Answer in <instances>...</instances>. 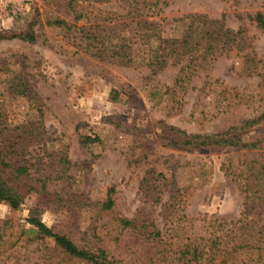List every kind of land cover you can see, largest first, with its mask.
<instances>
[{
  "label": "rangeland",
  "instance_id": "374dc122",
  "mask_svg": "<svg viewBox=\"0 0 264 264\" xmlns=\"http://www.w3.org/2000/svg\"><path fill=\"white\" fill-rule=\"evenodd\" d=\"M73 1L0 4V32L25 33L31 24L34 34L32 41L0 40V94L18 79L33 92L28 101L11 94L0 97V103L10 123L39 115L45 130L25 155L29 166L21 178L22 205L13 210L0 202V220L11 224L0 241V264H48L38 259L39 250L59 258L48 239L39 244L16 238L40 183L51 198L55 194L60 199L42 208L46 226L79 247L104 248L123 263L142 264L155 249L144 234L116 227L117 217L143 224L146 231L151 230L148 225L159 228L173 252L166 253L168 260L193 244L205 248L210 264H264V206L249 203L239 190L245 163L264 159V115L252 126L233 131L241 142L260 140L255 148L176 149L165 139L170 126L188 134L219 133L264 114L260 76L245 69L253 55L256 70L264 72V31L246 18L264 11V0H163L166 5L156 19L161 18L165 36H179L183 17L191 13L223 15L226 27L243 31L242 50L218 55L206 72L198 71L172 95L163 92L171 86L178 62L150 74L144 68L100 61L77 47L81 25L113 22L130 11L126 0ZM69 2L82 19L72 20ZM130 17L125 14L120 20ZM54 18L72 24L71 29L48 25ZM204 74L208 85L199 91ZM81 136L98 140L81 145ZM60 157L67 160L65 167ZM109 187L113 205L97 212L92 205L106 197ZM203 257L193 264H204Z\"/></svg>",
  "mask_w": 264,
  "mask_h": 264
},
{
  "label": "trees",
  "instance_id": "16d2710c",
  "mask_svg": "<svg viewBox=\"0 0 264 264\" xmlns=\"http://www.w3.org/2000/svg\"><path fill=\"white\" fill-rule=\"evenodd\" d=\"M73 1V0H72ZM77 0H74L75 3ZM96 2H108L110 0H94ZM130 11L125 14H132L131 19L120 20L124 15H116L112 21L103 22L92 21L86 27L81 25L78 29L81 37L77 47L84 53L105 62H112L131 68H144L150 74H154L169 62H178L176 73L171 86L166 87L163 93L172 95L175 89L183 88L198 71L206 72L215 58L224 54L227 56L232 51L238 53L242 50V29L238 27L232 30L226 27L222 21L223 15L219 18H210L203 14H186L183 17V24L180 35L169 37L163 35L159 26L161 18L156 19L160 14L161 7L165 6L163 0H126ZM69 2V9L73 15L72 20L82 19V14L76 12ZM131 7V8H130ZM246 18L254 26L264 31V11H255L247 14ZM74 23V22H73ZM48 25L71 29L72 24L60 18L47 21ZM73 27L74 24H73ZM20 39L32 41L34 34L29 25L25 33L0 32V40ZM251 54V53H250ZM249 65L246 66L248 75L255 74L260 76L261 86L264 87V72L256 70L258 61L251 55L248 59ZM208 85L207 75L204 74L201 89ZM0 97H8L13 94L26 101L33 98V92L28 88V84L22 80L10 82ZM39 112V108H37ZM261 114L255 118L246 119L238 126H230L225 131L219 133H195L188 134L173 127H167L166 145L176 149H199L204 147H249L255 148L260 140L253 142H241L239 137L233 133L234 130L246 129L257 123L262 117ZM40 116L31 115L23 117L17 122H12L7 118L6 106L0 103V202L6 203L11 209H18L24 200V193L21 187V178L28 175V158L25 157L27 149L33 144H37L43 139L45 130ZM98 138L81 136L79 143L86 145L97 141ZM59 161L65 167L67 160L60 157ZM64 170V168H63ZM239 190L243 192L245 200L249 203L257 201L264 206V159L252 160L245 163ZM29 188H32L30 186ZM33 189V188H32ZM27 191V190H26ZM35 196L33 203L27 208L24 219L25 226L19 228V236L25 237L30 241L43 244L48 239L52 242L51 252L59 258H53L46 251L41 253L39 250L38 259L48 264H63L66 261H73L82 264H126L121 259L106 252L104 248L96 247L95 250H88L79 247L69 236L46 226L40 218L42 208L55 200L54 194L48 193L44 189V183H40L39 190H34ZM112 187L107 189L106 197L92 206L96 211H108L113 205L110 193ZM113 224L119 229L137 231L149 238L150 249H155L151 256L145 255L142 264H193L196 259L201 260L206 254L204 247L193 245L186 249H179L174 254H178L172 260H168L166 253L173 252L168 249V242L163 237V233L154 225H148L151 230L146 231L143 224L136 225L132 220L125 217H117ZM11 228L6 219L0 220V241L7 236L6 230ZM94 228V227H93ZM260 228L264 229V222ZM88 231H92L88 227ZM131 232V233H132ZM94 235V234H91ZM173 235V234H172ZM11 233L8 234V237ZM174 237L168 236V238ZM167 238V239H168ZM242 239L240 241H244ZM161 245V247H158ZM46 250V248H45ZM217 251H220L217 249ZM213 257L216 256L212 252ZM204 264H210L209 258L203 257ZM141 264V263H140Z\"/></svg>",
  "mask_w": 264,
  "mask_h": 264
},
{
  "label": "clouds",
  "instance_id": "9594fccd",
  "mask_svg": "<svg viewBox=\"0 0 264 264\" xmlns=\"http://www.w3.org/2000/svg\"><path fill=\"white\" fill-rule=\"evenodd\" d=\"M3 3V0H0V4H2ZM11 24V19H9L8 21H7V23L4 25L5 27H7V26H9ZM0 207H2V206H0ZM0 218H3L2 217V215H0Z\"/></svg>",
  "mask_w": 264,
  "mask_h": 264
},
{
  "label": "built area",
  "instance_id": "2783aa9c",
  "mask_svg": "<svg viewBox=\"0 0 264 264\" xmlns=\"http://www.w3.org/2000/svg\"><path fill=\"white\" fill-rule=\"evenodd\" d=\"M18 0H3V3H13V2H16Z\"/></svg>",
  "mask_w": 264,
  "mask_h": 264
}]
</instances>
